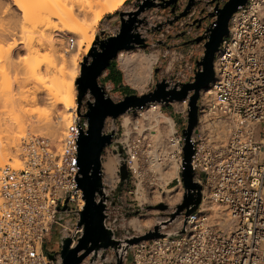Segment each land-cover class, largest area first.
Masks as SVG:
<instances>
[{
	"label": "built area",
	"instance_id": "2783aa9c",
	"mask_svg": "<svg viewBox=\"0 0 264 264\" xmlns=\"http://www.w3.org/2000/svg\"><path fill=\"white\" fill-rule=\"evenodd\" d=\"M228 1L210 0L211 7L204 13L213 18L207 27ZM66 37L72 46L74 37ZM204 42L194 40L187 59L182 55L179 64L158 70L149 90L158 81L165 82L167 92L179 91L185 83L195 81L196 61L204 54ZM214 69L215 79L200 91L198 120L191 134V165L194 180L202 183L201 201L190 215L184 211L162 227L164 236L134 243L129 249L131 264H264V0H248L232 14L229 33L216 52ZM105 87L113 88L109 83ZM192 94L190 91L187 97L177 100L179 107L174 104L176 100L153 101L130 114L128 124L116 133L111 145L119 164L117 180L109 181L103 168L109 196L123 197L124 190L118 189V184L127 181L132 186L128 195L138 205L157 204L150 201L149 191L164 187L159 183L157 169L151 165L154 144L149 132L155 123L149 117L158 110L169 115L164 104H170L187 127ZM90 97L86 94L81 110H76L61 149L52 144L50 137L31 134L22 144L23 167L5 164L1 168L0 264H60V250L45 252L47 237L59 234L74 245L82 233L83 228L76 223L85 205L77 180L78 139L81 131L89 129V119L82 114L87 101L93 100ZM169 116L175 129L168 135L165 152L155 160H174L179 175L167 185L177 182L184 186V129L181 132L177 121ZM214 118L229 125L223 143L213 139ZM122 164L127 169L125 178L121 176ZM183 197L173 206L166 204L163 216L167 220ZM177 219L179 226L173 224ZM176 232L181 233L171 235ZM129 251L123 256L124 264L128 263ZM51 254L55 256L50 257ZM116 262V257L107 255L93 264Z\"/></svg>",
	"mask_w": 264,
	"mask_h": 264
},
{
	"label": "rangeland",
	"instance_id": "374dc122",
	"mask_svg": "<svg viewBox=\"0 0 264 264\" xmlns=\"http://www.w3.org/2000/svg\"><path fill=\"white\" fill-rule=\"evenodd\" d=\"M0 2H1L0 8H1V10L3 9L2 10V11H4L3 13H5V10L7 8H9V10H10V11L6 10L5 14H3L0 11V15H1L0 20L2 23V24L0 23L1 24L0 28L4 24H5L4 26L9 27L10 25L14 26L15 25L14 23L18 24L19 21L21 22V20H20L21 19V14H20L21 12L16 7L13 0H0ZM2 3H3V5H2ZM210 7H211L210 0H126L124 6L121 9H119L113 13H105L103 15V17L101 18L98 26H97L96 34H95L94 40L91 44V48H90L91 50L86 52L84 50L86 43H84L81 46L79 53L77 54V59L79 61V70H80L77 78L75 79V85H76V89H77V98H76V104L78 106L77 110L78 111L81 110V106L83 105V102L85 100V96H84L82 103L81 104L78 103L79 85H80V83L82 85L85 82V80L88 78L89 74L91 73L92 64L94 62H97L101 58L103 52L107 48L106 44L112 42L111 39L116 38L114 41H117V40H122V41L127 40V42L130 41L131 42L130 44L133 45V49L131 48V50H133V51H143L146 53H150L151 51H154V50L160 51L159 52V58H158L157 62L154 64V68H153V77H152V79H153V78H155V76L157 74L156 68H158V70H160L162 68L165 69L166 67L170 68L171 66L177 65V64H179V59L182 57V55H184L186 57V59L188 58L187 54L190 51V46H191L193 41L189 42V41H187L186 38H183V37L184 36H191V37L197 39L201 35H203L204 30L206 31L208 29L206 24H208L207 22H209L210 18L212 17L211 15H209L210 17L207 18L206 17L207 14H205L204 11L207 8L209 9ZM127 8H132L134 10H133V12L128 11ZM142 14H145V16L140 17V15H142ZM2 15H4V16H2ZM8 15H9V17H8ZM20 22L18 25H20ZM16 25H15V27H16ZM4 29H6V28L4 27ZM1 32H2V30H0V33ZM19 33L20 32L17 31V33H16L17 36H16V34L13 35L15 37H13V36L10 37L8 35H7L8 37H6L4 35L5 36L4 40L0 41V121H1L0 122V146L3 147L6 143V140L8 139L7 138L8 132L4 131V125H5L4 123L5 122H9V124L11 125V128L13 125L14 128H12L11 131H13L14 133L17 132L16 129L19 130V128H20L19 125L20 126L22 124L24 125L26 122V125H24L26 127V134L21 139V147L23 144V140L28 135H31V134L43 135V136L50 137V139L52 140V144L58 145V142H56L50 136V134H49V132H50L49 128L50 127H48V125L46 126L45 123L42 124L44 126L41 125L39 127H41V128L42 127H48V129L47 128H44V129L42 128L43 130L37 129V128H39L38 126L35 127L36 129L27 128V127H30L28 125L31 123V120H35V117H34L35 114H34L33 110L36 108H37V110L39 108L40 109L42 108V110H45V109L47 110V107L49 108V105H48V102H46L47 101V97H46L47 94L41 88H38L39 84L36 83L37 81L35 80V78L31 77L30 72L25 70V68L27 69V67L29 65L28 61H30V62L32 61V64L34 66V64H35L34 62H36L37 60H39V61L42 60L45 55H50V56L54 55L53 52L51 51L52 47L46 48V49L40 48L38 50L39 57L35 58L33 56V60H31V57L29 56L30 52H29V50H27L28 48H26V46L23 43L24 39L22 40V37H21L22 34L21 33L19 36L20 39L18 38ZM55 33H57V32L53 31V35H55ZM65 36L66 35H64V37ZM139 38L143 39L144 42L143 43H138L137 41L135 42V40L139 39ZM66 39H67V37H66ZM14 40H16L15 42L17 45L14 44L15 43ZM109 40H111V41H109ZM104 41H106V42H104ZM72 46H70V49L72 48ZM61 47H63V45L61 43L57 44V46H56L57 51L54 55V56H56L54 58H56V64L58 66L57 70H60L61 66L62 67L64 66V63H65L64 58H66V56L60 57V55L65 54V50H64L65 48H61ZM131 50L123 49V51H131ZM12 51L14 52V61L17 63V65H19V67H18L19 70H18V68L15 69L16 73L12 69V64L9 63V61L13 59V58L11 59V55L13 57ZM119 52H118V54H119ZM9 55H10V57H9ZM7 56H8V59H7ZM34 59H36V60H34ZM113 60H114L115 68H117L118 70H120L122 72L123 84H124L122 86H129L131 88L129 90V92L123 91L122 89H120V87H113L112 89L106 88L105 84L106 83L110 84V79L108 76V74L110 72V70H109L110 68L108 67L104 71L105 74L103 72V74L99 77L98 81H99V84L104 86L108 96L111 97L113 102H118L120 100H123L125 98V96L127 95V93L128 94H133V93L142 94L137 89L133 88L130 84H128L125 81L124 73H123L122 69L119 67L118 57H116ZM10 62H12V61H10ZM68 69H69V71H71L70 68H68ZM24 70H25V72H24ZM27 72L29 73V75L27 74L28 76L27 75L25 76L24 74H26ZM22 77H26V78H24V82L19 85V82H17L19 80H17V79L18 78L20 79ZM57 77H58V75H57ZM112 78L114 80V83H117L120 79L119 73L114 71ZM36 84H38V85H36ZM18 85L20 88L17 87ZM150 86H152V83H150ZM155 86H156V84H155ZM154 89H155V87H154ZM153 90L150 89L149 91H147L145 93H149ZM22 95H24V96H22ZM25 96L26 97L29 96V97L25 98ZM35 97L37 98L36 99L37 105L35 104L34 101L33 102L29 101V102H32L33 104L29 103L28 101L27 102L23 101L24 99H29V98H30V100H32ZM90 98H93V100H91L92 102L95 101L94 96H92ZM20 103L21 104L23 103V104L21 105ZM34 105H36V106H34ZM22 106H23V108H22ZM29 108L31 110L33 109L32 110L33 112H31L33 114H30V113L28 114V111L30 112ZM24 109H25V111L27 109V112H25ZM164 109L168 112L169 115L174 117V119L177 121L179 130L182 132L186 126L184 125V122H183V119L181 118V116L175 112L174 106L170 105V104L169 105L164 104ZM87 110H88V103L85 105V112ZM135 111L132 110V108H128L124 113L120 114L118 117H113L112 115H109L104 122V126L102 128V134H110V133L114 132L115 134L112 138V140H113L117 135L116 133L121 132L122 129L124 128L125 124H126L125 119L127 116H124V115L134 113ZM2 131H3V133H2ZM153 133H154L153 130H151L150 134H153ZM4 138H6V139H4ZM1 143H2V145H1ZM58 146H60V145H58ZM59 149H60V147H59ZM2 150H3V148H2ZM2 150L0 149V151H2ZM12 153H11L12 154L11 157H13V159H15L14 155L19 156V159H20L21 153H22V148L19 151H17V152L13 151ZM102 155H103L102 156V160H103L102 168L106 169L104 167V161H106L107 158L111 156L115 160L116 171L119 172L118 171L119 170V164H118V161L115 157V151L112 150L111 145L108 144L107 146H105V148L102 151ZM261 158L263 159L264 156L262 155ZM9 161H10V159H9ZM158 173H160V172H158ZM119 174H120V172H119ZM116 175H117V173H116ZM158 176H159L158 177V180H159L161 175L159 174ZM161 180H159V183H160V185L163 186L164 183H163V180L162 181ZM176 184H177V182H172L169 185L166 184L167 185L166 188H173L174 186L179 185V184H177V185ZM129 188H132L130 182L120 181V183L118 184V189L124 190L122 192L123 197H121L119 199L117 197H112V195H110V196L108 195V198L105 201L106 202L105 214L107 215V218L105 220V226L107 229H110L111 232H113L115 234L114 237L116 239H123L124 236L128 234V230L130 231L131 234H134V235L143 234L142 233L143 231L142 232L137 231V230L131 228V226H129L127 224L128 220L130 218H132V217L148 218L149 222L151 221V223H149L151 225H147L144 227V230L147 232L148 230L153 229L157 225L156 223H159V222H157V219L162 217L165 214V212L163 211L165 209H161L158 207V205L160 203L167 204L166 202L161 201L162 198L159 199L161 201V202L158 201L159 203L157 201H153V199L150 200L151 202H154V203L157 202V204H150L148 206H140V205H138L137 200L134 199L133 196L128 195V189ZM154 190H157L159 193H161V196L165 195V193H164L165 187H164V190H158L157 188H155ZM96 199H97V201H100V196H97ZM84 200H85V198H84ZM85 205H86V200H85ZM85 205H84V207H85ZM167 205H169V204H167ZM83 210H81V211H83ZM168 210H170V209H168ZM151 218L153 221L150 220ZM80 221H81V214L79 213L78 218L76 220V223L83 228V231L80 234V236L78 237V239L80 237H82L84 234V226L80 225ZM171 222H172V220H171V216H170L169 219L167 221H165V223L163 225H160V226L165 227L166 225H168ZM60 237H62V236H60L59 234H55V233H53L52 235L47 237V239L45 240V244H44L46 253H54V252L62 249ZM64 238H66V237H64ZM66 239H68V238H66ZM78 239L74 245H71L72 242H70L71 248H74L79 244ZM83 251L84 250H82L80 252V254ZM92 255H94V252L91 253L89 256H87L83 261H85V262L87 261L88 263H92V262H90V257ZM107 255L110 257L112 256L113 258L114 257L117 258V254H116L114 249H112L111 247H109V248L102 247L99 249L98 255L96 256V259H95V262H93V263H96L99 260H102V258H104ZM131 263H132V254L129 251L127 264H131Z\"/></svg>",
	"mask_w": 264,
	"mask_h": 264
},
{
	"label": "bare ground",
	"instance_id": "6f19581e",
	"mask_svg": "<svg viewBox=\"0 0 264 264\" xmlns=\"http://www.w3.org/2000/svg\"><path fill=\"white\" fill-rule=\"evenodd\" d=\"M13 2L21 12L20 13L21 22L19 21L20 25H18L19 22L18 24L14 23L15 25L17 24L16 27L15 25L11 26L10 24L9 27L8 26L6 27L4 26L5 24L3 23L4 24L3 26L6 29H4L3 26H2L3 28L1 27L2 29L0 28V30H2V32L0 33V41L4 40L5 36L12 37L17 33V31H19L22 34L21 36L22 40L24 39L23 42L24 45L26 46V48H28L27 50H29L30 52L29 56L31 57V60H33V56L35 58L39 57L38 50L40 48L46 49L52 47L51 51L53 52L54 55L57 51L56 50L57 44L61 43L63 45V47L61 48H65L64 49L65 54L60 55V57L66 56V58H64L65 61L64 66L63 67L61 66V68L59 67L60 70H57L58 66L56 64V58H54L56 56L54 55L52 56L45 55L42 60L40 61L37 60L36 62H34L35 63L34 66L32 64V61L31 62L28 61L29 65L27 64L28 67L27 69L25 68V70L30 72L31 77L35 78V80L37 81L36 83L39 84L38 88H41L48 95V96L46 95L47 97L46 102H48L49 105V108L47 107V110L46 109L42 110V108L41 109L39 108L38 110L37 108L34 110L32 109L35 114L34 115L35 120H31L30 123L31 125L29 124L28 126L30 127L27 128L36 129L35 127L37 126L39 127L45 123L46 126L48 125V127H50L49 128L50 136L56 142H58V145H60L58 146L55 143L57 145L55 146L57 148L60 147L61 149L63 138L66 134L67 128L69 127L72 119L75 116V112L78 109V106L76 104L77 89L75 85V79L77 78L80 70H79V61L77 59V54L79 53V50L81 49V46L84 43H86L84 50L86 52L91 50L90 48L96 34L97 26L103 15L105 13H113L121 9L124 6L126 0H13ZM2 10L0 8V11L3 13L4 11ZM6 10H9V8H7ZM127 10L133 12L134 9L127 8ZM144 16L145 14L140 15V17H144ZM53 31L57 33L53 35ZM20 33L18 35V38L20 36ZM67 34H71L74 37V44L71 49H70L71 45L69 41L66 39ZM64 35L66 36L64 37ZM15 41L16 40H14V42ZM14 44H16V42ZM126 50H131V49H126ZM121 51L119 52L117 57L119 61V66L123 70L125 81L128 84H130L133 88L137 89L140 93L147 92L149 90V86L152 81L154 64L157 62L159 58L160 51L154 50L151 51L150 53H146L143 51H133V50L131 51L121 50ZM12 54L13 57L11 55V59L12 58L13 59L10 60L12 62L9 61V63L12 64V69L16 73L15 69L18 68L19 65H17V63L14 61V52ZM68 68H70L71 71H69ZM28 72L26 74L24 73L23 74L25 76L27 74L29 75ZM24 78L26 77L17 79L19 80L17 81L19 82V85L24 82ZM19 85L17 87H19ZM27 97L25 96V98ZM36 99L37 98L35 97L32 100H30L29 98V99H24L23 101L24 102L34 101L35 104L37 105ZM32 102L29 103L33 104ZM174 103L175 106L179 107V101L176 100ZM32 110L30 109V112L28 111V114L29 113L33 114L31 113L33 112ZM25 112H27V109ZM124 116H127L125 119L126 120L125 125H127L129 121L128 119L130 118L131 115L126 114ZM149 119L155 123L154 129H152L154 133L150 134L149 132V135L151 136L154 144V148L151 151V154L153 156V158L151 159V165L154 166L158 170V172H160L159 174L161 176L159 180L161 179L163 180L164 183L163 186L165 187V191H164L165 195L161 196V193H159L157 190L154 191L152 190L149 193L150 195L152 194L153 201H157V202L164 201L170 206H173L182 199L184 195V186L179 184L177 186H174L173 188H166V184L174 177L179 175L178 174L179 166L174 160H166L164 163H161L155 160V157L165 152L167 147V138L170 132H172L175 129L174 128L175 122L169 115L167 116L166 113L160 112L159 110L158 112L152 113ZM4 124H5L4 131L8 132L7 134L8 139L6 140L5 145L3 144L4 145L3 147L0 146L1 150L3 148V150L0 151V171L5 164H14V166H16L17 168H22L23 167L22 158L20 157L19 159V156L14 155L15 159H13L11 155L13 154L12 153L13 151L17 152L22 148L21 139L26 134V127L24 126L26 125V122L24 125L22 124L21 126L18 124L20 128L18 127L19 130L16 129L17 132L15 133L11 131V129L14 128L13 125L11 128L9 122H5ZM213 126H214L213 139L218 143H223L227 139L229 133V125L225 124L220 119L214 118ZM48 127H42V128L48 129ZM42 128L39 127L37 129H42ZM104 166L106 168L107 178L109 179V181L111 182L116 181L118 176L116 175L115 160L113 159V157L111 156L108 157L107 160L104 161ZM159 199H161V201ZM81 202H83V200H81ZM212 208L217 209V206L212 205ZM162 217L157 219V222H159L156 223L157 225L158 224L163 225L167 220L165 216ZM150 220H152V218ZM149 223H151V221L149 222L148 218L132 217L128 220L127 224L131 226V228L137 231L144 232V227L147 225H151ZM173 224H175V226H179L180 220L177 219L176 221H174ZM82 264H86V262L83 261Z\"/></svg>",
	"mask_w": 264,
	"mask_h": 264
},
{
	"label": "water",
	"instance_id": "95a60500",
	"mask_svg": "<svg viewBox=\"0 0 264 264\" xmlns=\"http://www.w3.org/2000/svg\"><path fill=\"white\" fill-rule=\"evenodd\" d=\"M247 1L229 0L222 8L218 9L217 19L214 23L208 27L203 35L195 39L197 42L205 41V51L196 61L197 70L195 81L185 83L179 91L172 90L167 92L165 90L166 84L158 81L155 89L149 93L128 94L123 100L113 102L104 86L99 84L98 79L110 66L111 61L117 57L120 50L131 49L133 45L130 44V41L127 42V40L114 41L116 38L111 39L112 42L106 44L107 48L101 58L92 64L91 73L88 78L82 85L79 82L78 103L81 104L84 96L88 93L95 98L94 102L91 100L87 101L88 110L82 114L89 119V129L88 131H81L78 139L79 172L77 180L79 186L83 189L86 200L84 210L80 212V225L84 226V234L78 239L79 244L74 248L70 247L71 241L69 239L60 237L62 244V249L59 251L62 260L60 264H81L87 256L94 252V255L90 257V262L93 263L95 262L99 249L102 247H111L114 249L117 254L116 264H124L123 256L127 254L134 243L165 235L162 232V227L156 225L153 229L141 235H132L126 236L123 239H116L114 237L115 234L105 226V220L107 218L105 214V201L108 198V194L106 193V185L103 183L102 176V151L108 144L113 146L112 138L115 134L114 132L102 134L104 122L109 115L118 117L128 108H132L135 111L153 101H164L167 103L168 101L180 100L187 97L190 91L193 92L189 102V124L184 129L185 145L183 149L182 178L185 186V194L183 201L171 213V220H175L184 211L185 215L188 216L197 209L201 201L202 183L194 180V171L191 165V157L194 153L191 134L198 120L200 91L208 88L215 79L214 60L216 52L219 50L223 37L229 33V21L232 14L240 6L245 5ZM136 41L138 43L144 42L141 38L136 39ZM156 71H158V68H156ZM118 154L117 156H119ZM120 170L121 176L125 178L127 176L125 164L121 165ZM97 196H100V201H97ZM158 207L166 209L167 205L160 203ZM185 224L186 222H184V226ZM180 233L176 232L171 235H178ZM82 250L84 251L80 254ZM54 256V254L50 255V257Z\"/></svg>",
	"mask_w": 264,
	"mask_h": 264
},
{
	"label": "trees",
	"instance_id": "16d2710c",
	"mask_svg": "<svg viewBox=\"0 0 264 264\" xmlns=\"http://www.w3.org/2000/svg\"><path fill=\"white\" fill-rule=\"evenodd\" d=\"M206 17L209 18L210 16L207 14ZM210 20H211V18H210ZM204 33H205V32H204ZM204 33H203V34H204ZM183 38H186L187 41H189V42H190V41H194V40L196 39V38H193V37H191V36H184ZM111 67H112V68H111ZM113 67H114V68H113ZM109 68H110V73L108 74L109 79H111L112 81H114L113 78H112L113 72L116 71L117 73H119V75H121V72L115 68L114 60L111 62ZM156 75H157V74H156ZM125 89H126V92H129V90H130L131 88L128 87V86H126ZM127 95H128V93H127Z\"/></svg>",
	"mask_w": 264,
	"mask_h": 264
},
{
	"label": "crops",
	"instance_id": "0c3cea01",
	"mask_svg": "<svg viewBox=\"0 0 264 264\" xmlns=\"http://www.w3.org/2000/svg\"><path fill=\"white\" fill-rule=\"evenodd\" d=\"M120 67V66H119ZM117 69V68H116ZM110 70V69H109ZM118 70V69H117ZM120 71V70H119ZM123 71V70H122ZM121 72V71H120ZM110 73V72H109ZM110 84H109V87L110 88H112V87H120V89H122L123 91H126V86H122V85H124L123 84V77H122V72H121V75H120V79H119V81L117 82V83H114V81H112L111 79H110ZM124 87V88H123ZM129 87V86H128ZM168 116V115H167ZM172 118V117H171ZM173 119V118H172ZM174 121V120H173Z\"/></svg>",
	"mask_w": 264,
	"mask_h": 264
}]
</instances>
